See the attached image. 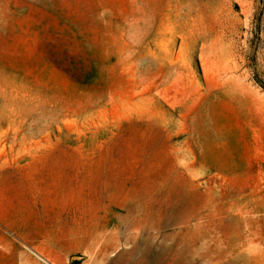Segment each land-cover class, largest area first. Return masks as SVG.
Returning a JSON list of instances; mask_svg holds the SVG:
<instances>
[{"label":"rangeland","instance_id":"1","mask_svg":"<svg viewBox=\"0 0 264 264\" xmlns=\"http://www.w3.org/2000/svg\"><path fill=\"white\" fill-rule=\"evenodd\" d=\"M0 264H264V0H0Z\"/></svg>","mask_w":264,"mask_h":264}]
</instances>
